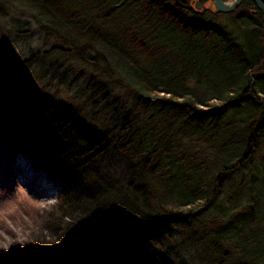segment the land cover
Here are the masks:
<instances>
[{
	"label": "trees",
	"instance_id": "obj_1",
	"mask_svg": "<svg viewBox=\"0 0 264 264\" xmlns=\"http://www.w3.org/2000/svg\"><path fill=\"white\" fill-rule=\"evenodd\" d=\"M31 1L0 0L47 46L0 72V153L6 168L27 152L62 185L52 242L0 264H264V11ZM56 55L86 78L52 105L15 79L56 71Z\"/></svg>",
	"mask_w": 264,
	"mask_h": 264
},
{
	"label": "rangeland",
	"instance_id": "obj_2",
	"mask_svg": "<svg viewBox=\"0 0 264 264\" xmlns=\"http://www.w3.org/2000/svg\"><path fill=\"white\" fill-rule=\"evenodd\" d=\"M24 1L33 7L34 2ZM11 7L8 10L10 17L0 18V72L5 73V76L15 73L20 59L28 57L39 47H47L40 35L31 28L32 25L29 28L23 26L26 20L19 18V15L24 17L23 13L19 12L18 8ZM18 20H22L20 30L23 31L15 32L13 25L19 26ZM56 57L60 63L63 62L59 56ZM78 72L77 67L69 68L65 61L56 71H51L46 76L43 73L41 76L39 69L31 65L15 80L20 81L21 78L24 82L29 81V90L56 105L66 98H78L81 95L80 89L83 90L86 76L80 74L77 77ZM26 89L25 86L23 92H26ZM200 90L204 89L201 87ZM198 92L201 93L199 90ZM202 94H206L205 91ZM22 98L21 103L29 102L28 98ZM4 143L5 141H0L2 151ZM3 163L0 153V259L13 258L16 252L32 245L42 246L39 244L44 243V240L48 244L52 242L46 212L55 203L62 185V177L58 172L52 171L46 163H33L32 157L23 150L15 151L8 167H3ZM167 229L175 233L172 226ZM173 239L179 241L176 236Z\"/></svg>",
	"mask_w": 264,
	"mask_h": 264
},
{
	"label": "water",
	"instance_id": "obj_3",
	"mask_svg": "<svg viewBox=\"0 0 264 264\" xmlns=\"http://www.w3.org/2000/svg\"><path fill=\"white\" fill-rule=\"evenodd\" d=\"M255 6L264 11V1L263 0H252ZM241 0H212L213 6L220 12L232 11L240 4ZM195 8L200 9L201 5L199 0H195Z\"/></svg>",
	"mask_w": 264,
	"mask_h": 264
},
{
	"label": "flooded vegetation",
	"instance_id": "obj_4",
	"mask_svg": "<svg viewBox=\"0 0 264 264\" xmlns=\"http://www.w3.org/2000/svg\"><path fill=\"white\" fill-rule=\"evenodd\" d=\"M235 9V8H234Z\"/></svg>",
	"mask_w": 264,
	"mask_h": 264
}]
</instances>
